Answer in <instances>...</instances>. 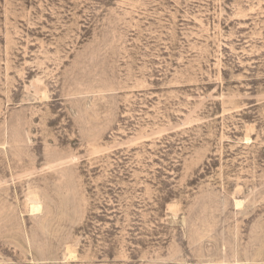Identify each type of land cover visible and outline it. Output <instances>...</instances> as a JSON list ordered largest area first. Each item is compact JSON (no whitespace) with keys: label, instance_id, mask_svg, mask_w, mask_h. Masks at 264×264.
<instances>
[{"label":"rangeland","instance_id":"rangeland-1","mask_svg":"<svg viewBox=\"0 0 264 264\" xmlns=\"http://www.w3.org/2000/svg\"><path fill=\"white\" fill-rule=\"evenodd\" d=\"M0 264H264V0H0Z\"/></svg>","mask_w":264,"mask_h":264}]
</instances>
